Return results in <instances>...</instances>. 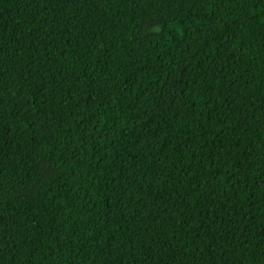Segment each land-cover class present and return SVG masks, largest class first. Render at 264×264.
Masks as SVG:
<instances>
[{
  "label": "trees",
  "instance_id": "16d2710c",
  "mask_svg": "<svg viewBox=\"0 0 264 264\" xmlns=\"http://www.w3.org/2000/svg\"><path fill=\"white\" fill-rule=\"evenodd\" d=\"M0 264H264V0H0Z\"/></svg>",
  "mask_w": 264,
  "mask_h": 264
},
{
  "label": "snow or ice",
  "instance_id": "6c2138e0",
  "mask_svg": "<svg viewBox=\"0 0 264 264\" xmlns=\"http://www.w3.org/2000/svg\"><path fill=\"white\" fill-rule=\"evenodd\" d=\"M45 167H47V164H45Z\"/></svg>",
  "mask_w": 264,
  "mask_h": 264
}]
</instances>
